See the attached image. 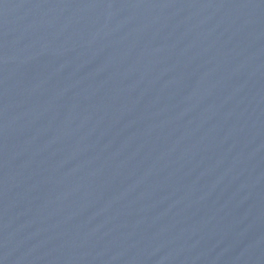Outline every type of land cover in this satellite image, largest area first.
Masks as SVG:
<instances>
[{"label": "water", "instance_id": "95a60500", "mask_svg": "<svg viewBox=\"0 0 264 264\" xmlns=\"http://www.w3.org/2000/svg\"><path fill=\"white\" fill-rule=\"evenodd\" d=\"M0 264H264V0H0Z\"/></svg>", "mask_w": 264, "mask_h": 264}]
</instances>
